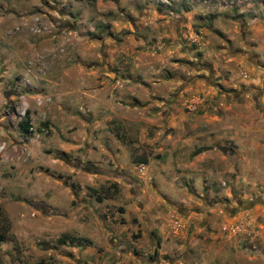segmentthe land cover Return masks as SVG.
I'll list each match as a JSON object with an SVG mask.
<instances>
[{
  "label": "rangeland",
  "instance_id": "374dc122",
  "mask_svg": "<svg viewBox=\"0 0 264 264\" xmlns=\"http://www.w3.org/2000/svg\"><path fill=\"white\" fill-rule=\"evenodd\" d=\"M105 76L133 86L135 103ZM162 81L172 124L150 114L145 83ZM114 138L134 161L117 164ZM176 144L173 158L195 164L173 165L162 187L139 182L138 157L158 169L172 157L158 147ZM139 184L166 201L135 247V224L150 221L133 202ZM94 193L110 195V215L128 207L133 259L213 264V222L264 200V0H0V264H63V245L96 230L76 224L95 219Z\"/></svg>",
  "mask_w": 264,
  "mask_h": 264
},
{
  "label": "crops",
  "instance_id": "0c3cea01",
  "mask_svg": "<svg viewBox=\"0 0 264 264\" xmlns=\"http://www.w3.org/2000/svg\"><path fill=\"white\" fill-rule=\"evenodd\" d=\"M124 67V66H123ZM126 69V67H124ZM114 73V72H113ZM128 74V73H127ZM115 75V74H114ZM105 80H108L110 82V88L112 91H114L115 98L120 101L125 102L128 98L132 100L130 94H133L134 87L131 85H128L127 83H124V81L121 80V78L114 79V77H106ZM126 81H128L127 78H125ZM137 81V80H135ZM146 84V96H148L147 101H154L155 105H152L150 114H152L153 118L159 117L162 118L163 121H165L167 124L171 123L173 121L174 116V110L171 108V102H169L168 97L164 98V95L159 94L160 92L156 91L154 86L163 85V81L160 83H145ZM159 84V85H158ZM144 86V85H142ZM102 87H106V84L103 83ZM169 89V87H167ZM167 95V94H166ZM160 96H163L160 98ZM106 98V97H105ZM132 103H135V101H131ZM165 102V103H164ZM139 104V105H138ZM132 105V104H130ZM143 102L138 101L136 104L132 105V108H140ZM147 118V117H146ZM152 118V119H153ZM144 122H150V120H144V118H141ZM149 119V118H148ZM142 125V123H141ZM165 132V131H164ZM162 132V135L164 134ZM142 132V136L145 137ZM152 138V137H151ZM154 138V137H153ZM115 139V148L119 149L118 151H115L114 155L115 160L117 161V164L121 165L117 159L122 158L128 161H134L135 157L128 158L130 156V153L125 154L123 152L127 150L122 143L118 141L117 138ZM146 139V138H145ZM142 140V139H141ZM164 140V139H163ZM158 143V141L156 142ZM160 143V142H159ZM107 151L110 150V146H107ZM129 149V148H128ZM158 149L162 150L163 153L170 151L172 157H170L168 160L162 163V161L157 162V165L159 166L158 169L149 168L144 173L143 172V165H151L154 164L152 157L146 155L144 158L146 159L145 162H142V157H138L141 162H139L137 166V173L136 178H139V182H143L146 180V178H152V185L155 184H165L167 183V176L176 177V170L174 168L171 169V167L175 164L177 165H186V164H195L194 161H186L182 157L176 161V159L173 158L174 152L177 150L180 152L181 150H184V147L182 144L174 145L172 147H164L159 146ZM122 150V151H120ZM111 155V156H112ZM114 156H112L114 158ZM137 159V158H136ZM174 159V161L172 160ZM128 161H123L124 165ZM126 169V166H124ZM174 167V166H173ZM189 174L187 171H180L179 174L181 176H184L183 174ZM143 174V175H142ZM117 181V180H116ZM118 182V181H117ZM158 182V183H157ZM115 184V183H113ZM156 188L159 189V187L156 185ZM156 195L153 196V194L149 193L144 186L138 185L137 190L134 197V201L137 206L141 208L139 210L138 214L142 215L144 218L149 215V224H145V228L141 229V224H135L134 228L138 231H140V236L137 238L136 241H133V245L135 247L142 246V240L141 237L149 233L151 230V225L153 226L154 220L153 218L155 216H160V214L155 213L151 214V209L154 205H157L158 207H161L162 204L166 201L165 200V194H162L159 191L155 192ZM106 199L103 198L102 201H94L95 203L89 204V208L91 209V213L95 211V219L93 218H84L85 223L77 222L76 224L79 226H88V227H95V231H91L89 236H85L87 239V244H82L80 246H73V245H63L65 248H69L70 252H66L62 255V253L56 254V258H62L61 263L63 264H143L140 262L141 260H138V258L133 259L131 257V254L128 251H125L128 245L125 243L126 233L125 231L128 230V225L131 224V218L128 216L129 209L127 206L123 207V210L116 211V215H110L106 211V207L104 206V203L106 202ZM240 204V203H239ZM103 205V206H102ZM242 205V204H241ZM238 206V207H241ZM258 206L253 207L251 206L248 209H242V210H236L233 214H230V212H227L226 216H223L221 223L213 222V241L215 242V245H213V264H264V200H259L257 203ZM101 206V207H100ZM170 209H163L161 208V212L164 215V213L169 212ZM143 213V214H142ZM126 214V216H124ZM110 215V216H109ZM59 217V216H58ZM98 217V218H96ZM257 217H262L260 222H256L258 219ZM117 219V222H116ZM67 219H65L66 221ZM69 220V219H68ZM112 220V222H110ZM120 220H123L124 222L121 223ZM146 221H148V217H146ZM72 221V220H70ZM120 221V222H119ZM234 222H237L236 226L228 227V225L232 224ZM92 225V226H91ZM123 225V226H122ZM165 226H158V228L163 231ZM249 227V228H247ZM230 228L233 230H239L236 232L237 236L233 233H229L227 230H230ZM145 230V231H144ZM62 232V231H61ZM229 234V235H228ZM232 236V237H231ZM68 241H66L67 243ZM244 242V246L242 249H240V244ZM232 246L235 247H230ZM120 249H124V252H119ZM147 263V262H144Z\"/></svg>",
  "mask_w": 264,
  "mask_h": 264
},
{
  "label": "trees",
  "instance_id": "16d2710c",
  "mask_svg": "<svg viewBox=\"0 0 264 264\" xmlns=\"http://www.w3.org/2000/svg\"><path fill=\"white\" fill-rule=\"evenodd\" d=\"M27 111H25V115L23 117H21L19 120H18V124L20 126V128L23 130V131H28V128H29V125H28V117H27ZM146 159H143L142 162H145ZM113 185V183H111ZM94 198L96 201H101L103 198H107V197H110V195L108 194H99V193H94L93 194ZM0 221L4 222L5 218L3 217V215L0 213ZM4 231H5V227L4 225L0 226V241H2L4 238H5V234H4ZM158 243V241H157Z\"/></svg>",
  "mask_w": 264,
  "mask_h": 264
},
{
  "label": "flooded vegetation",
  "instance_id": "af4514ba",
  "mask_svg": "<svg viewBox=\"0 0 264 264\" xmlns=\"http://www.w3.org/2000/svg\"><path fill=\"white\" fill-rule=\"evenodd\" d=\"M221 149H222V151H225V150H226L223 146L221 147ZM228 150H229V151H228L227 153L231 155L232 151H231L230 149H228ZM226 151H227V150H226Z\"/></svg>",
  "mask_w": 264,
  "mask_h": 264
},
{
  "label": "water",
  "instance_id": "95a60500",
  "mask_svg": "<svg viewBox=\"0 0 264 264\" xmlns=\"http://www.w3.org/2000/svg\"><path fill=\"white\" fill-rule=\"evenodd\" d=\"M119 252H124V249H120Z\"/></svg>",
  "mask_w": 264,
  "mask_h": 264
},
{
  "label": "built area",
  "instance_id": "2783aa9c",
  "mask_svg": "<svg viewBox=\"0 0 264 264\" xmlns=\"http://www.w3.org/2000/svg\"><path fill=\"white\" fill-rule=\"evenodd\" d=\"M173 229H174V226H173ZM175 230V229H174ZM231 230H233V228L231 229ZM234 231V230H233Z\"/></svg>",
  "mask_w": 264,
  "mask_h": 264
}]
</instances>
